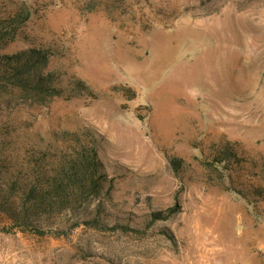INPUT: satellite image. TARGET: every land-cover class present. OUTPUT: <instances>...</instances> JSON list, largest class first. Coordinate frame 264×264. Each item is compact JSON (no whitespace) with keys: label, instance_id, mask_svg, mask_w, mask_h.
I'll return each mask as SVG.
<instances>
[{"label":"rangeland","instance_id":"1","mask_svg":"<svg viewBox=\"0 0 264 264\" xmlns=\"http://www.w3.org/2000/svg\"><path fill=\"white\" fill-rule=\"evenodd\" d=\"M0 7L31 12L4 51L49 49L44 71L66 89L42 104L13 97L19 144L88 128L112 184L105 228L40 235L0 213V264H264V0ZM225 149L229 170L214 161Z\"/></svg>","mask_w":264,"mask_h":264},{"label":"trees","instance_id":"2","mask_svg":"<svg viewBox=\"0 0 264 264\" xmlns=\"http://www.w3.org/2000/svg\"><path fill=\"white\" fill-rule=\"evenodd\" d=\"M30 17L26 7L8 13L0 9V213L14 227L40 235L53 230L65 233L83 224L108 227L100 216L105 212L102 198L109 197L112 184L90 129L55 133L54 141L43 146L19 144L18 127L9 115L13 97L42 104L66 96L58 76L44 71L53 55L49 49L4 51ZM77 86L83 89L80 82ZM222 154L214 161L229 170L234 153L225 149ZM177 212V206L154 211L151 221L168 220ZM66 218L73 222L65 225ZM112 228L136 231L121 224Z\"/></svg>","mask_w":264,"mask_h":264}]
</instances>
